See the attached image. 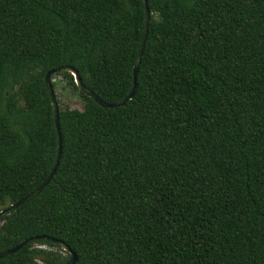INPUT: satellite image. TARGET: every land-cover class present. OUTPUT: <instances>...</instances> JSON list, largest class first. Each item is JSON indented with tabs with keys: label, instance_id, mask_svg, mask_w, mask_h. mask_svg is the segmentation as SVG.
I'll use <instances>...</instances> for the list:
<instances>
[{
	"label": "trees",
	"instance_id": "1",
	"mask_svg": "<svg viewBox=\"0 0 264 264\" xmlns=\"http://www.w3.org/2000/svg\"><path fill=\"white\" fill-rule=\"evenodd\" d=\"M147 4L131 99L105 107L71 72L52 74L59 162L1 217L0 251L46 234L74 264H264V0ZM144 25V0H0V209L54 162L46 72L72 65L101 99L122 100ZM69 257L35 239L0 264Z\"/></svg>",
	"mask_w": 264,
	"mask_h": 264
},
{
	"label": "water",
	"instance_id": "2",
	"mask_svg": "<svg viewBox=\"0 0 264 264\" xmlns=\"http://www.w3.org/2000/svg\"><path fill=\"white\" fill-rule=\"evenodd\" d=\"M144 4H145V25H144V30H143V34H142V37H141L140 45H139V48H138V52H137V55H136V59H135L134 65H133V85H132L130 91L127 93V95L122 100H119L117 102H107V101H104L103 99H101L97 94H95L92 90H90L89 88H87L83 84L82 78H81V76L79 74V71L75 67H73L72 65H68V64L61 65V66L52 68V69H50V70H48L46 72V74H45V84H46L47 90H48L49 95H50L52 109H53V114H54V120H55V126H56V130H57V138H58L57 153H56L54 162H53V164L51 166V169H50L48 175L43 179V181L35 189H33L31 192H29L28 194L24 195L23 197L19 198L17 201L12 202L8 206L0 209V221H3V220H1V217L3 215H6V214L12 212L19 205L23 204L24 202H26L30 198L36 196L42 190V188L50 181V179L54 175L56 167L58 165L59 158H60V153H61V140L62 139H61L60 126H59V107H58L56 95H55V92H54V89H53V85H52V74L60 73V72H66V71L71 72L73 74L74 81H75L77 87L79 88V90H81L85 94L93 97L94 100L97 103H99L100 105L105 106V107H112V106L122 105L128 99H131L133 97L134 92H135V87H136V75H137V71H138V68H139L140 61H141L142 53H143V50H144L145 41H146V35H147V30H148L149 8H148L147 0H144ZM35 239H45V240L51 241V242L59 245L60 247H62V249L64 251L69 252L70 253V257L63 264H74L75 261L77 260L76 252L72 248H70L69 245H67L63 240H61L59 238H55V237H52V236H49V235H46V234L31 236V237H28V238L24 239L19 244L15 245L13 247H10L8 249L0 251V257L6 256V255H8V254H10L12 252L17 251L22 246H24L28 242H30L32 240H35Z\"/></svg>",
	"mask_w": 264,
	"mask_h": 264
},
{
	"label": "rangeland",
	"instance_id": "3",
	"mask_svg": "<svg viewBox=\"0 0 264 264\" xmlns=\"http://www.w3.org/2000/svg\"><path fill=\"white\" fill-rule=\"evenodd\" d=\"M61 89H59L60 91ZM60 98L62 99V101L65 104L70 105L72 108H78L81 109L82 108V103L81 101L78 99V96L76 95H72L71 93H69V91H63L60 94Z\"/></svg>",
	"mask_w": 264,
	"mask_h": 264
}]
</instances>
